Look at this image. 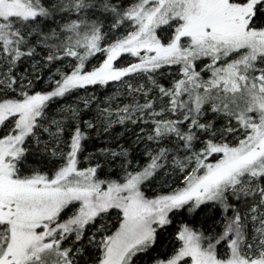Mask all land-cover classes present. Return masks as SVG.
<instances>
[{
  "label": "snow or ice",
  "instance_id": "6c2138e0",
  "mask_svg": "<svg viewBox=\"0 0 264 264\" xmlns=\"http://www.w3.org/2000/svg\"><path fill=\"white\" fill-rule=\"evenodd\" d=\"M0 264H264V0H0Z\"/></svg>",
  "mask_w": 264,
  "mask_h": 264
},
{
  "label": "rangeland",
  "instance_id": "374dc122",
  "mask_svg": "<svg viewBox=\"0 0 264 264\" xmlns=\"http://www.w3.org/2000/svg\"><path fill=\"white\" fill-rule=\"evenodd\" d=\"M115 92V88L112 87L111 85L106 86L105 88L103 86H92L89 87V91L87 94H95L96 97H99L101 100L106 99L107 96L113 95ZM82 95L85 93L82 92ZM152 194L151 191H149V195Z\"/></svg>",
  "mask_w": 264,
  "mask_h": 264
},
{
  "label": "trees",
  "instance_id": "16d2710c",
  "mask_svg": "<svg viewBox=\"0 0 264 264\" xmlns=\"http://www.w3.org/2000/svg\"><path fill=\"white\" fill-rule=\"evenodd\" d=\"M90 87H92V86H90ZM103 87L105 88L106 86H103ZM96 143H97V144H100L101 142H100V141H97ZM94 146H95V145H90V146H89L90 150H91ZM148 194H149V193H148ZM150 195H151V194H150Z\"/></svg>",
  "mask_w": 264,
  "mask_h": 264
}]
</instances>
